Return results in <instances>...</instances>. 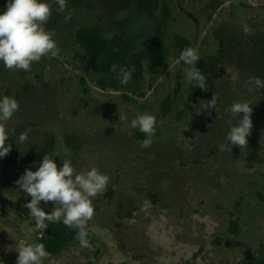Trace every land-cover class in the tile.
I'll list each match as a JSON object with an SVG mask.
<instances>
[{"label": "rangeland", "instance_id": "obj_1", "mask_svg": "<svg viewBox=\"0 0 264 264\" xmlns=\"http://www.w3.org/2000/svg\"><path fill=\"white\" fill-rule=\"evenodd\" d=\"M42 2L51 5L45 27L55 33L60 53L34 62L31 71L9 70L0 62V98L19 103L9 120L0 121L11 145L0 157V264H16L18 244L39 243L45 231L23 207L31 197L16 184L26 169L37 170L44 152L58 169L67 153L76 173L96 167L109 182L91 198V247L71 242L43 264H237L260 256L264 88L248 80L264 81L253 57L264 37V0H172L167 19L162 0H67L64 12L55 0ZM7 3L0 0V13ZM120 21L127 23L122 37L130 54L142 53L160 34L165 56L158 66L144 61L129 88H103L76 44V32L100 26L110 40L119 31H109V24ZM186 47L199 54L196 66L207 91L185 79L189 66L180 53ZM214 94L216 109H204ZM234 102L252 107L253 127L242 148L227 140L239 120L226 111ZM143 113L156 118L148 148L142 147L144 133L119 121V114L126 115L130 125ZM221 144L228 148L221 151ZM146 203L147 213L141 210ZM40 207L50 213L55 203L41 201ZM231 222L237 224L234 235L228 232Z\"/></svg>", "mask_w": 264, "mask_h": 264}, {"label": "clouds", "instance_id": "obj_2", "mask_svg": "<svg viewBox=\"0 0 264 264\" xmlns=\"http://www.w3.org/2000/svg\"><path fill=\"white\" fill-rule=\"evenodd\" d=\"M58 11L67 9V0H55ZM51 16V5L42 0H8L6 10L0 13V62L9 70L31 71V65L39 62L43 57H56L60 53L54 39L55 33L46 29ZM71 18V13L66 19ZM245 34L250 33L247 25L242 28ZM180 60L189 67L186 70L185 79L194 82L195 86L207 91L204 75L196 66L200 60L198 52L186 47L180 53ZM110 71L116 73L119 82L127 85L132 78L134 69L113 64ZM239 73L231 76L233 81L238 79ZM248 84L256 88H264V81L259 77H250ZM252 91V87H249ZM217 96L206 101L204 109H216ZM19 110V103L15 98L4 96L0 98V121L9 120ZM233 116H238L236 125L231 126L227 134V140L231 145L239 148L248 146L247 137L253 127L251 114L252 107L247 102H234L229 109ZM243 113V115H241ZM199 114V113H198ZM119 121L133 129H139L146 135L142 147L148 148L152 144L155 135V116L143 113L133 118L128 124L126 115L119 114ZM28 138V130L20 133L18 140L23 143ZM8 139L6 128L0 124V157L6 156L11 145L6 146ZM221 151L228 148L227 145H219ZM62 158V167L58 169L55 159L45 154L37 164V170L31 168L16 181L19 189L26 196H30V202L23 207L30 210L29 214L35 220L37 229L44 231L49 223L62 222L69 229L76 231L75 239L83 248L91 247L86 230L87 223L94 216V207L91 198L103 192L109 182V175L101 173L96 167H92L86 173H76L72 161L65 153ZM54 202L55 207L50 213H46L40 202ZM150 204H145L142 211L147 213ZM16 251L19 255L16 264H43V260L49 256L43 243H25L21 241Z\"/></svg>", "mask_w": 264, "mask_h": 264}, {"label": "trees", "instance_id": "obj_3", "mask_svg": "<svg viewBox=\"0 0 264 264\" xmlns=\"http://www.w3.org/2000/svg\"><path fill=\"white\" fill-rule=\"evenodd\" d=\"M170 1L172 0H162V12L165 19L169 17L167 2ZM126 28L127 23L124 21L111 22L108 30L116 29L119 31V35H115L110 40L104 37V29L100 26L80 29L76 32V44L85 54L90 69L98 76V84L103 88H129L141 77L142 63L144 61H150L153 66L162 64L165 54L160 44L161 35L158 34L155 43L142 53L130 54L122 37ZM182 43L185 44V41ZM253 57L257 70L264 72V37L258 38L253 49ZM113 64L125 66L130 70L134 69L131 81L127 85H122L117 74L110 71ZM168 107L169 103L168 99H166L162 104L164 113H167ZM45 154L47 153L44 152L38 157L39 162ZM228 232L233 235L237 233V224L235 222L230 223ZM75 235L76 231L69 229L62 222L49 223L38 241L44 244L49 256H57L67 244L78 242L75 239ZM237 264H264V252L258 257L247 258Z\"/></svg>", "mask_w": 264, "mask_h": 264}]
</instances>
